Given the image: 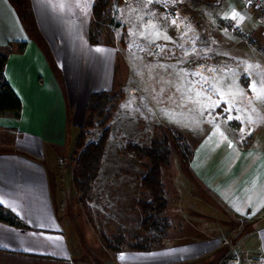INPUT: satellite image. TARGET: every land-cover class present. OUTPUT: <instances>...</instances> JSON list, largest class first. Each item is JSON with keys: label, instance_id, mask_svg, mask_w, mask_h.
I'll return each instance as SVG.
<instances>
[{"label": "crops", "instance_id": "obj_1", "mask_svg": "<svg viewBox=\"0 0 264 264\" xmlns=\"http://www.w3.org/2000/svg\"><path fill=\"white\" fill-rule=\"evenodd\" d=\"M96 1L0 0V55L23 105L19 119L0 115V204L24 225L0 222V264H95L89 239L69 216L61 164L76 146L91 95L116 88L117 50L89 38ZM261 66L256 86L264 101ZM258 131L241 145L225 127L210 129L192 150L189 187L173 179L176 224L166 217L171 228L153 250L125 247L110 253V264H222L243 246L264 264V125ZM165 192L167 215L166 185ZM92 229L95 243L106 246Z\"/></svg>", "mask_w": 264, "mask_h": 264}, {"label": "rangeland", "instance_id": "obj_2", "mask_svg": "<svg viewBox=\"0 0 264 264\" xmlns=\"http://www.w3.org/2000/svg\"><path fill=\"white\" fill-rule=\"evenodd\" d=\"M110 1L112 21L101 40L118 53L116 88L110 94L118 108L101 179L95 181L90 201L94 219L108 237L118 229L139 232L135 230L139 224L137 204L150 201L146 192L134 193L132 185L146 174L150 162L138 160L127 150L128 145L150 146L156 140L169 143L171 164L163 173L170 212L164 217L176 224L173 179L180 178L189 187L179 147L192 151L216 126L225 127L234 140L247 145L261 134L258 129L264 125V101L258 98L261 94L257 96L256 86L257 71L264 65V15L260 9L244 0ZM234 12L238 14L235 19ZM93 22L92 14L91 25ZM101 133L98 126L88 129L87 143L98 141ZM76 161L75 146L61 164L69 216L81 238L89 239L93 262L102 264L106 256L110 264L111 251L93 240V226L74 192ZM184 197L192 201L189 194ZM243 248L235 254L243 264H251Z\"/></svg>", "mask_w": 264, "mask_h": 264}, {"label": "trees", "instance_id": "obj_3", "mask_svg": "<svg viewBox=\"0 0 264 264\" xmlns=\"http://www.w3.org/2000/svg\"><path fill=\"white\" fill-rule=\"evenodd\" d=\"M110 3V0H97L93 6L94 22L89 29L92 45L101 44V34L109 31L107 25L112 21L108 11ZM6 62L7 57L0 55V115L19 119L22 115L23 105L5 77ZM117 108L116 98L109 93L99 92L91 95L88 106L89 116L76 143L77 161L73 185L79 196V203L87 213L89 222L101 236L109 251L119 253L127 246L134 251H151L171 228L169 220L164 217L168 208V201L163 182V169L171 164V151L167 140L153 141L150 146L130 144L127 148L138 160L150 162L146 174L141 179V189L149 195L150 201L138 204L143 215L139 232L129 234L119 229L112 237H108L96 223L92 214L93 210L90 207L94 184L101 169L107 141L111 133V123ZM98 120L100 122L97 124ZM97 126L102 130L99 140L87 143L86 131ZM179 150L182 161L188 169L192 151L182 146L179 147ZM0 222L13 227L24 226L17 216L6 210L1 204Z\"/></svg>", "mask_w": 264, "mask_h": 264}, {"label": "built area", "instance_id": "obj_4", "mask_svg": "<svg viewBox=\"0 0 264 264\" xmlns=\"http://www.w3.org/2000/svg\"><path fill=\"white\" fill-rule=\"evenodd\" d=\"M245 3L249 6H254L260 9L264 15V0H244ZM222 264H243L242 259L238 254H233L227 257ZM251 264H262V259L252 258Z\"/></svg>", "mask_w": 264, "mask_h": 264}, {"label": "snow or ice", "instance_id": "obj_5", "mask_svg": "<svg viewBox=\"0 0 264 264\" xmlns=\"http://www.w3.org/2000/svg\"><path fill=\"white\" fill-rule=\"evenodd\" d=\"M237 15H238V14L234 12V13L232 14V18L235 19V18L237 17ZM172 23L175 24L176 21L173 20ZM157 35H159V33H157ZM165 38H167V37H165ZM97 51H101V49H97ZM253 89L255 90V86H253ZM258 98H261V97H258Z\"/></svg>", "mask_w": 264, "mask_h": 264}]
</instances>
